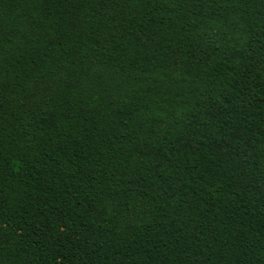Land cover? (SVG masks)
Masks as SVG:
<instances>
[{"label": "trees", "instance_id": "1", "mask_svg": "<svg viewBox=\"0 0 264 264\" xmlns=\"http://www.w3.org/2000/svg\"><path fill=\"white\" fill-rule=\"evenodd\" d=\"M0 264H264V0H0Z\"/></svg>", "mask_w": 264, "mask_h": 264}]
</instances>
